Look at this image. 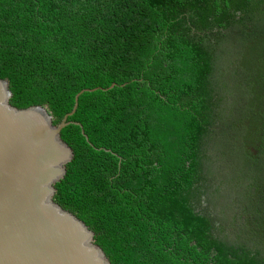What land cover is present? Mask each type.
I'll return each mask as SVG.
<instances>
[{
	"label": "trees",
	"instance_id": "obj_1",
	"mask_svg": "<svg viewBox=\"0 0 264 264\" xmlns=\"http://www.w3.org/2000/svg\"><path fill=\"white\" fill-rule=\"evenodd\" d=\"M0 79L54 126L96 89L54 202L110 264H264V0H0Z\"/></svg>",
	"mask_w": 264,
	"mask_h": 264
},
{
	"label": "water",
	"instance_id": "obj_2",
	"mask_svg": "<svg viewBox=\"0 0 264 264\" xmlns=\"http://www.w3.org/2000/svg\"><path fill=\"white\" fill-rule=\"evenodd\" d=\"M95 90L76 94L54 126L45 106H11L0 79V264H110L85 223L54 202V186L73 158L61 130L72 123L78 97Z\"/></svg>",
	"mask_w": 264,
	"mask_h": 264
}]
</instances>
